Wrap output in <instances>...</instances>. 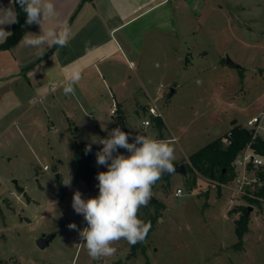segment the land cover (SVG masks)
Returning <instances> with one entry per match:
<instances>
[{
    "label": "rangeland",
    "instance_id": "obj_1",
    "mask_svg": "<svg viewBox=\"0 0 264 264\" xmlns=\"http://www.w3.org/2000/svg\"><path fill=\"white\" fill-rule=\"evenodd\" d=\"M176 20L181 24L174 35L146 42L140 62H133L126 86L135 92L124 105L135 133L171 141L173 163L190 165L191 155L224 135L234 120L244 127L264 112V0H208L200 18L177 14ZM226 54L244 70L227 64ZM172 86L176 93L168 101ZM102 94L99 111H84L72 95L31 103L26 95L16 98L0 88V264H264V200L251 204L245 194L234 195L236 204L253 207L243 248L235 249L239 214L229 213L236 206L230 202L235 178L218 194L217 183L190 169L172 173L152 191L164 205L147 206L160 216L145 253L128 257L130 244L120 240L111 257L88 255L68 225L87 226L74 212L72 197L76 190L85 199L97 196L98 181L74 182V149L77 141L91 143L97 173L107 170L96 163L102 145L93 143L107 136L103 127L112 129V99L107 89ZM154 98L161 130L148 111ZM145 119L151 124L143 126ZM178 188L182 193L175 196ZM44 233L54 236L40 248L37 240Z\"/></svg>",
    "mask_w": 264,
    "mask_h": 264
},
{
    "label": "crops",
    "instance_id": "obj_2",
    "mask_svg": "<svg viewBox=\"0 0 264 264\" xmlns=\"http://www.w3.org/2000/svg\"><path fill=\"white\" fill-rule=\"evenodd\" d=\"M53 3L58 20L67 22L71 29L68 44L45 47L38 55L36 49L25 46L23 38L25 33L38 34L40 26L25 23L19 42L0 50V54L8 53L0 56V60H6V65H0L1 90L6 88L16 98L26 95L31 103L46 99L53 103L59 97L68 100L70 96L64 95L61 85L66 75L78 68L82 79L72 96L80 108L99 111L105 88L127 120L124 104L135 92L126 86L127 76L132 79L130 63L140 62L146 42H160L174 35L181 24L176 20L177 14L200 18L208 7V0H53ZM0 7L13 8L16 13L12 0H0ZM49 23L43 28L47 29ZM12 24L0 25V29L11 33ZM93 115V111L89 113L90 117ZM111 118L113 129L115 115ZM263 206L261 203L260 208Z\"/></svg>",
    "mask_w": 264,
    "mask_h": 264
},
{
    "label": "clouds",
    "instance_id": "obj_3",
    "mask_svg": "<svg viewBox=\"0 0 264 264\" xmlns=\"http://www.w3.org/2000/svg\"><path fill=\"white\" fill-rule=\"evenodd\" d=\"M19 4L26 15L27 24H38L40 32L25 33L23 43L26 47L43 53L45 47H64L68 44L71 29L67 22L58 20L53 0H12ZM17 16L13 8L0 7V25L15 23ZM46 22L47 29L43 28ZM10 33L0 29V39ZM82 79L81 70L73 68L66 75L61 87L65 96L75 95V86ZM105 138H99L102 145L96 153V163L107 170L96 174L98 195L83 198L76 190L72 197V208L81 215L86 227L80 229L75 223L68 228L79 234L81 243L93 259L113 256L117 249L113 244L126 240L130 245L143 242L151 229V221L139 218V211L147 207L153 197V186L165 174L175 171L174 146L169 140L157 139L147 134L131 136L119 126L107 130ZM131 139V142H130ZM124 149L128 155L119 150ZM92 152L91 144L85 148ZM71 180L65 182L70 185Z\"/></svg>",
    "mask_w": 264,
    "mask_h": 264
},
{
    "label": "trees",
    "instance_id": "obj_4",
    "mask_svg": "<svg viewBox=\"0 0 264 264\" xmlns=\"http://www.w3.org/2000/svg\"><path fill=\"white\" fill-rule=\"evenodd\" d=\"M17 21L12 24V31L4 41L0 42V50H6L16 45L22 37L23 26L26 23V15L23 9L20 8L19 4H15ZM244 70V68H243ZM153 123L158 129H162L164 123L161 117H155ZM151 120V122H152ZM119 126L123 131L130 133L131 136L138 135L130 129L127 117L122 111H119L114 118L113 128ZM232 130V142L229 145H225L222 142V136L217 137L206 146L199 149L197 152L191 155L190 165H186L190 171L200 173L201 176L213 180L217 183L218 194L221 193V184H226L232 180L235 176V169L233 162L241 150H243L248 144H250L257 153L264 155V138L255 137L245 127L235 124L231 127ZM89 145L84 141H77L74 149V157L77 161V168L75 171L74 182L84 181L90 186L93 179L96 177L97 169L93 165L92 152L86 153L85 148ZM121 153H127L124 149L119 150ZM188 171V170H187ZM261 177L264 176L263 172L259 173ZM165 175L157 181L153 186L152 191L158 186L162 179H165ZM192 183H196V179H193ZM21 191H23L21 189ZM255 197L244 196L245 199L249 200L251 204H260V198L264 199V184L259 186L254 191ZM151 205V204H150ZM155 205L156 208H162L163 203L158 202ZM247 205H236L229 210V213L236 212L239 216L235 219L236 233L239 241L233 246L235 249L243 248V237L248 231L249 215ZM139 218L144 221H151V229L147 234L146 239L143 242H139L135 245H130V252L128 257L135 256L137 251L145 253L149 245L150 235L154 229L155 223L158 221L160 214L150 212L147 207H142L139 211ZM113 264H121L120 261L114 262Z\"/></svg>",
    "mask_w": 264,
    "mask_h": 264
},
{
    "label": "built area",
    "instance_id": "obj_5",
    "mask_svg": "<svg viewBox=\"0 0 264 264\" xmlns=\"http://www.w3.org/2000/svg\"><path fill=\"white\" fill-rule=\"evenodd\" d=\"M130 67H133V63H130ZM162 88H163V85H161L160 88L157 90V94H161ZM156 98L151 100V103L148 106V111L150 115L152 116L161 117V113L158 111V108L155 103ZM109 112L112 115L117 114L118 104L115 100L111 103ZM150 124H151V120L149 119H145L142 121V125L144 126H148ZM244 127L253 134V138L255 137L262 138L264 136V112H261L257 115H253L251 118H249L246 121V124L244 125ZM130 142H131V139H130ZM222 142L225 145L231 144L232 142V130L231 129L228 130L224 135H222ZM125 155H128V153H125ZM233 165H234L235 171H237V177L234 176L237 189H236V186L234 189H231L232 190L231 198H230L231 203L234 202L235 198L233 197L234 195H236V193L245 194L244 196L255 197L254 191L259 186L264 184V176L261 177L259 174L260 172H263L264 174V155L257 153L255 149L250 144H248L243 150L239 152V154L237 155L236 159L233 162ZM43 169L47 171L49 167L45 165ZM228 183L221 184V186L227 185ZM251 186L252 187L256 186L257 188L253 190V192H249V187ZM181 193H182L181 188H178L175 192V196H178ZM261 200H264V199L260 198V201ZM232 204H235V203H232Z\"/></svg>",
    "mask_w": 264,
    "mask_h": 264
},
{
    "label": "water",
    "instance_id": "obj_6",
    "mask_svg": "<svg viewBox=\"0 0 264 264\" xmlns=\"http://www.w3.org/2000/svg\"><path fill=\"white\" fill-rule=\"evenodd\" d=\"M225 60H226V63L227 64H229V65H232V66H234V67H237V68H239V69H243V67L240 65V64H238L237 62H235L228 54H226V56H225ZM176 93V88L175 87H170L169 88V94H168V96H167V98H168V101H170V99L172 98V96L174 95ZM237 121L236 120H234L233 122H232V124L234 125L235 123H236ZM174 164V166H175V171L174 172H179V173H182V174H187V167H186V164H184V163H182V164H176V163H173ZM173 172V173H174ZM172 174V173H171ZM171 174H165V177L166 178H168V177H170L171 176ZM56 177H57V180H60L61 179V177H60V174L59 173H57L56 174ZM159 201H158V199L157 198H155L154 196L151 198V201H150V203H152V204H157ZM248 210H249V212H251L252 210H253V207L252 206H249L248 207ZM53 236H54V234L52 233H50V234H42L39 238H38V240H37V244H38V246L40 247V248H45L48 244H49V242L51 241V239L53 238Z\"/></svg>",
    "mask_w": 264,
    "mask_h": 264
}]
</instances>
